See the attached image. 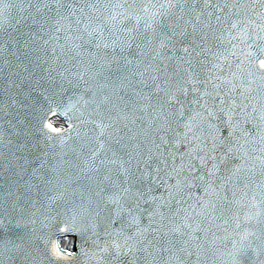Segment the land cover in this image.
Returning <instances> with one entry per match:
<instances>
[{
  "label": "snow or ice",
  "instance_id": "6c2138e0",
  "mask_svg": "<svg viewBox=\"0 0 264 264\" xmlns=\"http://www.w3.org/2000/svg\"><path fill=\"white\" fill-rule=\"evenodd\" d=\"M0 264H264V0H0Z\"/></svg>",
  "mask_w": 264,
  "mask_h": 264
}]
</instances>
